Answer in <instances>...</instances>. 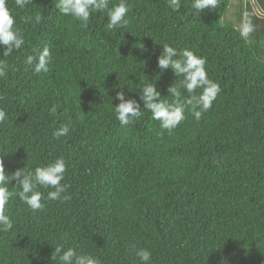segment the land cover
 Masks as SVG:
<instances>
[{
	"label": "trees",
	"instance_id": "1",
	"mask_svg": "<svg viewBox=\"0 0 264 264\" xmlns=\"http://www.w3.org/2000/svg\"><path fill=\"white\" fill-rule=\"evenodd\" d=\"M252 1L255 9L220 0L198 13L192 0L177 11L169 0H127V25L110 30L106 11L93 12L84 28L57 10L58 0L23 9L7 0L25 45L0 58L8 65L0 77L5 172L14 179L22 168L63 157L71 199L46 201L33 213L14 196L6 206L13 227L0 231V264H60V245L100 264H139L133 246L149 250L151 264H264V0ZM232 2L235 21L226 17ZM38 14L39 23L24 22ZM247 16L256 31L245 41L238 28ZM165 44L206 58L221 92L199 121L186 113L171 134L147 109L121 128L117 91L141 108L146 84L175 99L168 89L180 88L183 77L157 66ZM45 46L49 70L36 73L26 57ZM62 124L70 134L56 138ZM8 187L19 191L15 180Z\"/></svg>",
	"mask_w": 264,
	"mask_h": 264
},
{
	"label": "clouds",
	"instance_id": "2",
	"mask_svg": "<svg viewBox=\"0 0 264 264\" xmlns=\"http://www.w3.org/2000/svg\"><path fill=\"white\" fill-rule=\"evenodd\" d=\"M33 0H15L18 8H25ZM220 0H192V8L200 13L206 8H217ZM111 0H58L57 10L65 16H70L80 22L81 26L87 28L93 12H107L108 20L106 28L116 30L127 25V16L130 5L127 0H120L119 3L111 4ZM181 0H169V6L177 11L181 7ZM39 23L41 15L34 18L26 17L24 22L32 20ZM16 19L11 14L7 0H0V45L4 46V57H10L14 51L20 50L25 45L21 31L15 27ZM240 37L248 41L256 31V25L250 16L245 17L238 28ZM162 52L157 58V66L163 71L171 69L177 76L183 77L180 88L175 83L168 89L169 94L175 99L171 102L162 99L160 91L155 84H146L139 92L143 108L136 99L126 98V93L121 90L116 92L115 99L119 104L114 107L116 119L121 128H128L134 121L141 117V109H147L154 120L160 122V127L173 132L185 119L186 113L191 114L199 121L202 115L210 110L213 102L221 92L220 85L211 80L205 68L206 58L197 56L190 50L178 51L173 46L165 44ZM51 63V53L47 46L43 47L37 55H28L25 64L33 66L36 73L48 72ZM7 63L0 59V77L7 74ZM183 89L187 96H182ZM197 90H200L197 92ZM51 112H56L55 106ZM8 119L7 113L0 108V124ZM70 134V126L62 124L55 130L53 135L56 138L67 137ZM3 156H0V231L12 229L13 221L7 214L6 206L10 200L17 196L33 212L42 211L46 201H68L71 199L67 192V185L62 181L65 179L67 165L63 157L54 161L37 166L34 170L23 171L24 168L16 171L14 179L9 178L5 172ZM15 180L18 184V193L9 189L10 181ZM40 189H51L44 194ZM134 254L138 257L139 264H151L152 253L144 248H135ZM60 264H100L99 260L90 255L82 254L74 247L65 248L63 245L55 248ZM52 255V260L55 259Z\"/></svg>",
	"mask_w": 264,
	"mask_h": 264
},
{
	"label": "rangeland",
	"instance_id": "3",
	"mask_svg": "<svg viewBox=\"0 0 264 264\" xmlns=\"http://www.w3.org/2000/svg\"><path fill=\"white\" fill-rule=\"evenodd\" d=\"M247 1H249L250 4H251V6H252V8L255 9V5H254L253 1H252V0H243V2H245V3H246ZM234 7H235V3L232 2V3H231V6H230V9H229V11H228L229 13H227V16H226V17L229 18L230 21H235V20H236V17H235V15L233 14L234 9H235Z\"/></svg>",
	"mask_w": 264,
	"mask_h": 264
},
{
	"label": "crops",
	"instance_id": "4",
	"mask_svg": "<svg viewBox=\"0 0 264 264\" xmlns=\"http://www.w3.org/2000/svg\"><path fill=\"white\" fill-rule=\"evenodd\" d=\"M259 13V12H258Z\"/></svg>",
	"mask_w": 264,
	"mask_h": 264
}]
</instances>
